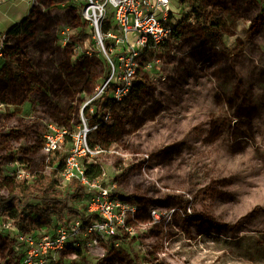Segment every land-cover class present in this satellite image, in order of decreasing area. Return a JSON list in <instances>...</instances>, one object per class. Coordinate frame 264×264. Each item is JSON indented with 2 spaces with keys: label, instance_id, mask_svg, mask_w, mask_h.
<instances>
[{
  "label": "rangeland",
  "instance_id": "1",
  "mask_svg": "<svg viewBox=\"0 0 264 264\" xmlns=\"http://www.w3.org/2000/svg\"><path fill=\"white\" fill-rule=\"evenodd\" d=\"M19 3L0 24L2 35L28 16L33 21L26 36H3V44L0 37L4 197L14 194L15 181L31 183L49 172L44 136L54 129L77 134L84 113L96 114V89L110 75L107 56L83 22L86 0ZM183 4L171 0L170 9L191 33L152 51L150 67L135 80L139 105L127 100L126 112L90 133L89 144L101 153L87 159L128 203L176 212L157 225L143 210L128 230L97 246L81 233L37 264H264V0ZM84 23L92 37L71 43ZM70 204L81 209L85 202ZM11 224L0 219L2 228L11 226L0 234V264H24L27 247Z\"/></svg>",
  "mask_w": 264,
  "mask_h": 264
},
{
  "label": "built area",
  "instance_id": "2",
  "mask_svg": "<svg viewBox=\"0 0 264 264\" xmlns=\"http://www.w3.org/2000/svg\"><path fill=\"white\" fill-rule=\"evenodd\" d=\"M35 1L29 0L32 4ZM170 5L171 0H86L82 18L90 24L93 38L107 56L110 67V75L96 89L95 99L106 96L110 91L113 103L127 102L139 72L147 70L151 65L145 56L172 42L177 23ZM159 14H162L161 19L157 18ZM106 42L110 45L108 49L105 47ZM3 46H0V58L5 53ZM119 46L120 51L114 52ZM112 114L111 109H105L102 120L93 128L88 127L82 116L83 128L71 137L55 129L44 136L42 149L48 154L61 150L67 137L71 138L65 167L59 174L60 183L65 187L71 181L81 184L87 194V214L96 215L97 218L88 225L75 218L67 226L59 227L54 236L37 238L20 234L18 242L27 247L24 264H37L41 257L47 259L61 254L81 233L92 235V244L97 246L101 238L112 239L119 231L128 230V224L137 220L144 210L122 199L116 185L107 186L101 179H92L87 173V159H93L101 153L98 146L92 147L89 144L88 136L108 124ZM144 211L158 225L169 220L176 209L154 208Z\"/></svg>",
  "mask_w": 264,
  "mask_h": 264
},
{
  "label": "trees",
  "instance_id": "3",
  "mask_svg": "<svg viewBox=\"0 0 264 264\" xmlns=\"http://www.w3.org/2000/svg\"><path fill=\"white\" fill-rule=\"evenodd\" d=\"M59 0H57L58 2ZM63 0H60L62 2ZM185 0H181L184 3ZM195 9V8H194ZM198 12V10H196ZM180 19L176 24L175 31L172 35V43L178 44L183 38L191 33V30L183 27L184 22ZM86 22V21H83ZM33 27L32 17L28 16L21 22L13 25L7 32L8 38L23 37L29 34ZM92 34L87 32L85 23L80 26V30L69 37V41L73 44H85ZM109 43H105L106 49L109 48ZM5 47V46H4ZM151 54H147L145 59L151 60ZM10 66L16 76L19 75L18 67L9 61ZM144 86L140 82L138 86ZM129 103L132 106H138L140 98L137 89L135 88L128 97ZM92 105L96 109V114L84 113V118L88 123L89 128L95 127L102 120V115L105 109H111L112 113L126 112L127 108L123 104H116L111 101L110 97L102 96L95 99ZM67 142L61 150L54 151L50 154L52 158L50 162V170L46 174H39L38 180L31 183L27 181H15V192L9 197L0 195V215L13 224L15 230L23 235L35 237L36 232L49 233L54 236L61 226H67L72 217L81 220L84 225L90 224L97 216L87 214V194L85 188L77 181H71L67 187H62L59 182V174L65 167L67 151L70 146L71 138L68 136ZM87 173L92 179H101L104 175L103 169L96 163L86 162ZM59 179V180H58ZM82 201L85 202L81 209L71 206L70 202ZM67 213V215H66ZM19 236V235H17ZM11 240V238L9 239ZM18 240V238H17ZM12 239L13 242L17 241Z\"/></svg>",
  "mask_w": 264,
  "mask_h": 264
},
{
  "label": "crops",
  "instance_id": "4",
  "mask_svg": "<svg viewBox=\"0 0 264 264\" xmlns=\"http://www.w3.org/2000/svg\"><path fill=\"white\" fill-rule=\"evenodd\" d=\"M19 2H29V0H0V24L5 23L6 20L9 21L10 15H12L16 12L15 10L17 9L18 5L20 4ZM181 3L183 4V2H181ZM6 34L1 35V33H0L1 40H2L3 36H6ZM2 44H3V40H2ZM1 218H5V216L0 215V219ZM10 223H11V221H10ZM11 225L13 226V224H11ZM7 228H10V227L5 226V228H2L0 226V234L2 231L8 232ZM13 228L15 229L14 226H13ZM13 228L11 229L12 231L14 230Z\"/></svg>",
  "mask_w": 264,
  "mask_h": 264
}]
</instances>
